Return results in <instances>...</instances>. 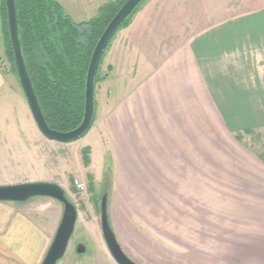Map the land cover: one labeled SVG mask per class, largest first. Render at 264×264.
<instances>
[{
  "label": "crops",
  "instance_id": "obj_1",
  "mask_svg": "<svg viewBox=\"0 0 264 264\" xmlns=\"http://www.w3.org/2000/svg\"><path fill=\"white\" fill-rule=\"evenodd\" d=\"M95 1L92 18L114 2ZM238 1L217 21L216 0H148L120 39L117 54L133 63L154 24L188 19L192 29L194 6L200 25L210 21L167 34L160 63L96 105L92 149L111 177L110 226L136 264H264V3L240 11ZM185 6L193 10L182 17ZM15 204L0 202V264L43 252ZM20 228L38 238L29 256L10 238Z\"/></svg>",
  "mask_w": 264,
  "mask_h": 264
},
{
  "label": "rangeland",
  "instance_id": "obj_2",
  "mask_svg": "<svg viewBox=\"0 0 264 264\" xmlns=\"http://www.w3.org/2000/svg\"><path fill=\"white\" fill-rule=\"evenodd\" d=\"M58 1L62 5H68L67 0ZM68 1L72 4L67 6L68 11L77 23L91 20L92 15L98 11L99 4L95 0ZM125 1L114 0L112 3L116 5ZM147 1L141 4L130 22L118 31L106 51L96 87V105L99 104L100 108L107 105V102H111L115 94L124 92L125 87L128 90L127 82L131 80V77L138 76L140 72L146 74L157 63H160L163 53L157 51L158 41L162 44L168 38L167 34L171 32L183 35L188 27L190 31L195 32L200 25L197 20L198 14L201 13L199 6H194V10L190 8L188 11H186L188 6H185L181 16L193 10L191 11L194 12L192 18H196L192 29L187 23L188 19L183 18V21L177 24L163 23L159 27L154 24L151 28L153 30L151 36L142 46V49L145 48L144 51L141 48L142 53L136 51L134 62L132 63L127 58L121 59L119 51L118 54L116 51L119 48L120 39L123 38L124 32L130 27L135 16L143 9ZM231 1L216 0L210 5L209 18L218 21L231 15L230 8H225ZM238 2L239 4H235L234 9L246 11L260 7L264 0H239ZM82 8L92 13L85 16L86 14L81 13ZM209 22L205 21V18L201 19V25ZM95 130L94 127L83 139L70 144L49 141L40 133L18 77L10 63L2 36L0 18V185L49 182L60 185L66 191L68 200L77 209L78 220L68 250L58 264H117L106 246L101 229L100 207L103 197L108 195L111 177L104 172L103 158L100 154L96 151L94 156L92 147H98ZM86 148H90L93 154V158L91 154L93 164L88 167L83 158ZM90 173L95 174L97 178V180L94 179L95 191L93 190V193L89 191L91 186L88 174ZM76 181L84 185L85 191L76 187ZM15 208L18 215L27 220L23 226L34 225L33 228L40 235V246L43 249L39 260H25L24 264H42L60 226L64 206L50 198H34L26 203L15 204ZM15 227L17 228V225ZM21 231L22 234H16ZM7 232L8 230L0 232V236H5ZM33 236L35 237L31 238ZM33 236L31 232L20 228V230L14 229L10 238H17L18 243L15 244V248L20 249L19 252H25V256H29L28 252H33L36 247V244L32 243V241L35 242L33 239H38L35 234ZM78 245L86 248L84 253L77 252ZM2 263L5 264V262ZM6 263L11 264L10 261Z\"/></svg>",
  "mask_w": 264,
  "mask_h": 264
},
{
  "label": "trees",
  "instance_id": "obj_3",
  "mask_svg": "<svg viewBox=\"0 0 264 264\" xmlns=\"http://www.w3.org/2000/svg\"><path fill=\"white\" fill-rule=\"evenodd\" d=\"M16 2L24 55L44 117L51 129L72 131L83 120L86 79L94 50L108 24L125 2L106 4L99 9L97 16L81 23H76L56 0ZM141 4L120 29L130 22ZM0 18L8 57L17 75L5 0H0ZM91 154L90 148L83 152L86 167L91 165ZM94 179L92 173L88 174L91 193L95 191Z\"/></svg>",
  "mask_w": 264,
  "mask_h": 264
},
{
  "label": "water",
  "instance_id": "obj_4",
  "mask_svg": "<svg viewBox=\"0 0 264 264\" xmlns=\"http://www.w3.org/2000/svg\"><path fill=\"white\" fill-rule=\"evenodd\" d=\"M10 41L13 50L18 80L27 100L34 122L40 133L49 141L70 144L83 139L93 128L96 119V87L100 64L122 24L144 0H127L108 24L92 55L85 86V110L81 124L69 132L53 130L48 125L36 96L22 46L16 0H5ZM34 198H50L64 206L63 218L42 264H58L65 256L78 220L76 207L68 200L66 191L58 184L49 182H29L14 185H0L1 203H26ZM101 229L106 246L117 264H136L122 250L110 226L108 198L101 202ZM86 248L79 245L78 253Z\"/></svg>",
  "mask_w": 264,
  "mask_h": 264
},
{
  "label": "built area",
  "instance_id": "obj_5",
  "mask_svg": "<svg viewBox=\"0 0 264 264\" xmlns=\"http://www.w3.org/2000/svg\"><path fill=\"white\" fill-rule=\"evenodd\" d=\"M76 183V187L78 189H80L81 191H85V187L83 184H80L78 181L75 182Z\"/></svg>",
  "mask_w": 264,
  "mask_h": 264
},
{
  "label": "flooded vegetation",
  "instance_id": "obj_6",
  "mask_svg": "<svg viewBox=\"0 0 264 264\" xmlns=\"http://www.w3.org/2000/svg\"><path fill=\"white\" fill-rule=\"evenodd\" d=\"M79 246V245H78ZM78 246H77V248H78ZM116 262V261H115Z\"/></svg>",
  "mask_w": 264,
  "mask_h": 264
}]
</instances>
